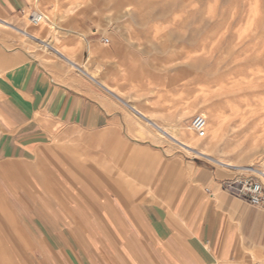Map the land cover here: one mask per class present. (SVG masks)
I'll return each instance as SVG.
<instances>
[{"label": "rangeland", "instance_id": "1", "mask_svg": "<svg viewBox=\"0 0 264 264\" xmlns=\"http://www.w3.org/2000/svg\"><path fill=\"white\" fill-rule=\"evenodd\" d=\"M31 12L45 13L52 21L51 29L41 23L32 25L28 20ZM7 21L27 32H38L40 38L51 42L81 68L72 67L41 42L0 25L4 48L13 47L6 42L13 40L43 64L92 85L122 114V129L100 146H79L78 138L89 135L75 130L57 131L52 139L49 154L58 168L55 170L54 163L48 165L49 194L43 196L44 204L53 217L61 218L56 220L68 239L71 230L81 235L77 238H86L87 230L93 229L84 225L88 213L73 203L74 196L64 192L63 182L65 187H75L83 199L104 197L101 188L112 191V197L128 198L133 192L131 183L144 188L143 192H150V187L181 185L187 181L181 180L178 169L190 166L193 170L205 164L228 179L257 178L264 188V179L252 170H264L260 126L264 123V108L233 115L227 107H221L219 138L212 137L208 129L204 137H197L189 128L192 116L202 113L207 127H211L208 112L212 104L224 106L215 85L218 77L230 74L245 81L254 79L250 87L245 85L247 89L264 87V0H29L15 19ZM201 88L207 89L209 99L201 97ZM165 89L169 92L164 94ZM131 107L145 117L138 116ZM145 118L176 136L181 130L191 131L201 144H207L208 157L184 152L175 140L159 136ZM241 126L246 130L237 134ZM135 149L143 154L132 162L139 170L138 181L125 167L132 159L129 152ZM74 150L84 154L83 167L72 163L69 153ZM144 157L153 160V165ZM210 158L232 166L220 167ZM187 185L193 186L190 179ZM59 186L61 193L54 196ZM73 221L77 226L72 228ZM72 246L81 249L79 243L72 242ZM263 259H255L254 264H261Z\"/></svg>", "mask_w": 264, "mask_h": 264}, {"label": "crops", "instance_id": "2", "mask_svg": "<svg viewBox=\"0 0 264 264\" xmlns=\"http://www.w3.org/2000/svg\"><path fill=\"white\" fill-rule=\"evenodd\" d=\"M28 3L0 0V18L12 21ZM6 42L13 47L0 42L6 58L0 63V264H254L264 257V211L236 196L225 186L231 178L205 164L185 179L178 169L193 186L143 192L131 183L128 198L101 188L104 197L83 199L63 182L93 229L86 238L71 230L68 239L61 218L44 204L48 165L58 168L49 154L52 139L57 131L75 130L89 135L78 138L79 146H100L122 129V114L89 83ZM69 154L83 167V153ZM55 189L54 196L61 193V186Z\"/></svg>", "mask_w": 264, "mask_h": 264}, {"label": "bare ground", "instance_id": "3", "mask_svg": "<svg viewBox=\"0 0 264 264\" xmlns=\"http://www.w3.org/2000/svg\"><path fill=\"white\" fill-rule=\"evenodd\" d=\"M35 2H37V0H35ZM38 13L42 16V19L39 22L42 25L41 24L40 25L42 27L46 26V25L49 26L48 28L52 27L53 24H52V21H50L49 17L43 12H38ZM29 15L30 14H28V16ZM0 25L5 26V27H9V28L15 30L16 32L22 34L26 38H32V39L37 40L38 42H41L44 47L52 49L60 57H62V59H64L66 62H68V64L71 65L72 67L81 68V66L77 65L74 61H72L70 58L65 56V54L62 51H60L56 47L52 46L51 42H49L47 40L45 41L42 38H40L38 32H36V33H33V31L32 32H27V31H25L23 29L17 28L15 26H13L9 21H7V19H1L0 18ZM48 28L46 27L47 30H48ZM44 29L45 28H43V30ZM42 31H40V32H42ZM5 62H6V59L3 58L2 56H0V63L1 64H5ZM86 74H88V73H86ZM86 74H84V75H86ZM229 75L230 74H226L224 77H218L217 80H216V84H215V85H218V87H217L218 97H220V99L223 102L224 106H220L219 103H213L211 109L208 112L209 115H210V119L213 122V125L211 127H207V121H206V129H208V131L211 133V136L214 137V138H219L220 135H221V132H222L221 110H220L221 107L222 108L223 107H227L233 115L246 114V113H250V114L251 113H256L260 109L264 108V87H260L259 85H257L259 87L258 89L261 88L260 90L247 89V86H245V85H248V87H250V85L255 82L254 79H250V80L245 81L242 77L234 78V77L229 76ZM88 76L90 78H93V76L90 75V74H88ZM184 85H185V83H184ZM192 87H194V86H192ZM195 87H197V86H195ZM166 92H169V90L165 89L163 93L165 94ZM194 92H195V90H194ZM201 93L203 94V95H201V97H204L205 100L209 99V96H208L209 92H207V89L205 90L204 88H201ZM259 94H261V95H259ZM178 97L179 96H177L175 99L178 100L179 99ZM182 97H183V95H182ZM185 97H184V99H185ZM182 102H184V101H182ZM189 103H191V102H189ZM217 105H219V106H217ZM131 108L134 109L133 111H135L138 116H140V117L144 116V114L141 111L135 109L134 107H131ZM175 111H177V110H175ZM183 113H185V112H181V114H183ZM176 115H178V114H176ZM202 115L204 117H206L204 115V113H202ZM146 123L151 125V126H154V128L158 131V134H160L159 136L166 137V138H168L170 140L171 139L175 140L176 143L178 144V146L181 149H183L184 152L186 151V152H189L191 154L198 155V156H207L208 155V154L206 155V150H205L207 144H204V145L201 144L199 142V140H197L196 138L193 137V135L190 133L191 131L188 132L186 130H181L179 136H176L175 134L170 132L168 129H166L165 127L157 124L156 122L152 121L151 119L147 118L146 119ZM260 126H261V130L263 132V135H264V123H262V125H260ZM143 128H144V126H143ZM146 128H148V127H146ZM244 130H246L245 127H242V126L239 127V129L237 131V134H240V133L244 132ZM251 138H252V136H251ZM168 142H169V140H168ZM129 153H132V156H131L132 159L128 162L129 164L127 163V165H125V167L129 171H135V170H137L136 169L137 167H135V164L132 163V162H135L134 160L142 158L143 154H140V150L139 149H135L133 151L131 150ZM144 159H146L149 164L153 165V163H154L153 160H148L149 158H147V157H144ZM210 159L214 163L218 164V166L223 167V168H226V166H229V167L232 166L229 163H225V162L220 161V160H216V159H212V158H210ZM115 169H118V166H116ZM252 170L256 174H258L261 178L264 179V170H260V169H256V168H252ZM191 172H192V169L181 170L182 177L185 179L187 177V175L189 176L191 174ZM261 264H264V259L262 260Z\"/></svg>", "mask_w": 264, "mask_h": 264}, {"label": "built area", "instance_id": "4", "mask_svg": "<svg viewBox=\"0 0 264 264\" xmlns=\"http://www.w3.org/2000/svg\"><path fill=\"white\" fill-rule=\"evenodd\" d=\"M32 25L38 24L42 16L38 12H31L28 16ZM107 42V39H104ZM190 128L197 137L206 134V118L202 114H195L190 120ZM225 186L232 192L248 202L251 206L264 211V188L261 182L252 176H238L225 182Z\"/></svg>", "mask_w": 264, "mask_h": 264}]
</instances>
